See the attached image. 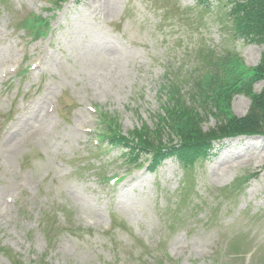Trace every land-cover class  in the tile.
Returning a JSON list of instances; mask_svg holds the SVG:
<instances>
[{"label":"rangeland","instance_id":"rangeland-1","mask_svg":"<svg viewBox=\"0 0 264 264\" xmlns=\"http://www.w3.org/2000/svg\"><path fill=\"white\" fill-rule=\"evenodd\" d=\"M227 2L0 0V264H264V135L214 140L192 167L97 149L104 120L155 129L170 82L192 103L211 52L260 63ZM34 16L37 41L18 28ZM230 105L243 118L252 96Z\"/></svg>","mask_w":264,"mask_h":264},{"label":"trees","instance_id":"trees-1","mask_svg":"<svg viewBox=\"0 0 264 264\" xmlns=\"http://www.w3.org/2000/svg\"><path fill=\"white\" fill-rule=\"evenodd\" d=\"M214 1L197 0V3L209 6ZM227 6V18L235 37L264 45V0H228ZM20 26L35 40L46 37L50 31L49 22L37 16L26 18ZM204 62L190 84L192 103L186 101L180 82H170L169 86H163L168 97L155 129L145 125L126 137L115 120H104L97 134L101 146L122 150L132 162L149 157L150 170H156L169 157H176L187 167L196 165L208 157L214 140L264 135V87L260 93L253 91L256 83L264 82V51L254 68H246L238 57L221 58L213 52ZM241 93L252 96V106L245 117L237 118L230 112V104ZM210 113L219 123L216 130L204 133L201 118ZM165 132L179 139L177 147L163 143Z\"/></svg>","mask_w":264,"mask_h":264},{"label":"bare ground","instance_id":"bare-ground-1","mask_svg":"<svg viewBox=\"0 0 264 264\" xmlns=\"http://www.w3.org/2000/svg\"><path fill=\"white\" fill-rule=\"evenodd\" d=\"M262 154H264V151L262 152ZM222 173H225V171H222Z\"/></svg>","mask_w":264,"mask_h":264}]
</instances>
